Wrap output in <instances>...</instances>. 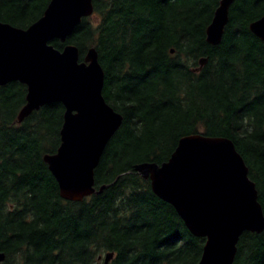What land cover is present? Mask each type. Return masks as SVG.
I'll return each instance as SVG.
<instances>
[{
    "label": "trees",
    "instance_id": "1",
    "mask_svg": "<svg viewBox=\"0 0 264 264\" xmlns=\"http://www.w3.org/2000/svg\"><path fill=\"white\" fill-rule=\"evenodd\" d=\"M48 0H0V22L25 29ZM219 0H92V14L70 36L78 61L93 48L101 95L122 117L93 170L104 190L79 203L58 197L42 161L55 153L63 107L51 103L21 123L25 87L0 86L1 264H198L192 237L132 167L166 161L179 138L230 140L242 158L264 216V43L248 24L264 0H234L218 45L205 41ZM206 62L199 68L198 60ZM232 264H264V231L243 233Z\"/></svg>",
    "mask_w": 264,
    "mask_h": 264
},
{
    "label": "water",
    "instance_id": "2",
    "mask_svg": "<svg viewBox=\"0 0 264 264\" xmlns=\"http://www.w3.org/2000/svg\"><path fill=\"white\" fill-rule=\"evenodd\" d=\"M233 1L219 0L204 32L208 45L220 43ZM91 13L92 0H48L40 17L25 29L0 22V86L17 82L25 87L16 122L47 104L63 107L58 147L42 161L58 197L69 203L104 190L94 191L93 170L121 123V116L101 95L103 73L95 50L87 49L78 61L75 46L56 50L49 44L53 40L63 43ZM248 30L264 43V14L249 23ZM205 62L199 59V68ZM132 169L148 181L158 200L173 209L188 233L203 240L198 264H232L239 237L264 231L254 185L226 138L183 136L166 161L159 165L143 162ZM111 259L112 254H106L102 264ZM3 260L0 253V264Z\"/></svg>",
    "mask_w": 264,
    "mask_h": 264
},
{
    "label": "bare ground",
    "instance_id": "3",
    "mask_svg": "<svg viewBox=\"0 0 264 264\" xmlns=\"http://www.w3.org/2000/svg\"><path fill=\"white\" fill-rule=\"evenodd\" d=\"M103 73V72H102ZM114 111V110H113ZM115 112V111H114ZM117 113V112H116ZM119 114V113H118ZM120 115V114H119ZM121 116V115H120ZM121 121H122V117H121ZM120 126H121V123H120V125H119V127H118V129L120 128ZM108 143V142H107ZM233 144V143H232ZM106 146V145H105ZM101 155H102V153H101ZM101 157V156H100ZM100 159V158H99ZM98 162H99V160H98ZM247 177H248V175H247ZM249 179V178H248ZM249 181H250V179H249ZM251 182V181H250ZM252 183V182H251ZM253 184V183H252ZM254 185V184H253ZM94 188V187H93ZM254 188H255V186H254ZM256 191V190H255ZM256 195H257V192H256ZM257 203H258V201H257Z\"/></svg>",
    "mask_w": 264,
    "mask_h": 264
},
{
    "label": "rangeland",
    "instance_id": "4",
    "mask_svg": "<svg viewBox=\"0 0 264 264\" xmlns=\"http://www.w3.org/2000/svg\"><path fill=\"white\" fill-rule=\"evenodd\" d=\"M101 258H102V255H101ZM97 264H101V261H97Z\"/></svg>",
    "mask_w": 264,
    "mask_h": 264
}]
</instances>
